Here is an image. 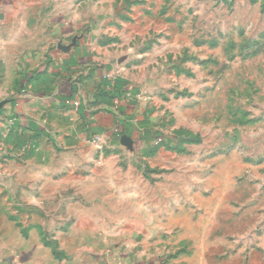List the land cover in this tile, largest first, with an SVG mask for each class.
I'll return each instance as SVG.
<instances>
[{
  "label": "rangeland",
  "instance_id": "rangeland-1",
  "mask_svg": "<svg viewBox=\"0 0 264 264\" xmlns=\"http://www.w3.org/2000/svg\"><path fill=\"white\" fill-rule=\"evenodd\" d=\"M27 1L6 12L31 13L39 39L83 51L112 121L77 135L78 101L58 109L68 124L55 109L36 120L2 109L0 209L56 220L47 193L58 182L42 177L101 172L108 159L139 177L119 184L171 205L139 215L158 228L134 231L163 264H264V0Z\"/></svg>",
  "mask_w": 264,
  "mask_h": 264
},
{
  "label": "crops",
  "instance_id": "crops-1",
  "mask_svg": "<svg viewBox=\"0 0 264 264\" xmlns=\"http://www.w3.org/2000/svg\"><path fill=\"white\" fill-rule=\"evenodd\" d=\"M7 5L32 3L0 0V118L7 109L13 117L49 118L69 99L82 105L69 117L77 135L107 130L112 102L97 66L83 62L79 47L67 50L59 41L52 45L48 33L39 39L38 28L28 24L33 15L6 12ZM58 112L64 124L70 123L65 112ZM91 162L100 164L91 159H74L71 164L81 168ZM106 166L108 159L101 172L97 167L42 177L58 182L47 193L58 198L56 220L23 218L11 208L0 209V264H163L156 251L147 248L144 235L134 231L158 228L153 219L139 215L158 214L161 207L171 205L162 201L161 192L140 191L136 183L135 189L119 184L130 178L137 182L139 177L114 173L112 163Z\"/></svg>",
  "mask_w": 264,
  "mask_h": 264
}]
</instances>
